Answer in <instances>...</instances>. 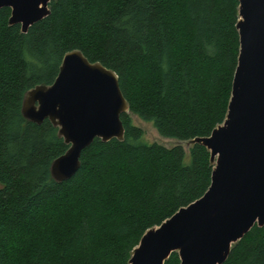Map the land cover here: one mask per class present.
I'll return each mask as SVG.
<instances>
[{
	"label": "trees",
	"instance_id": "obj_1",
	"mask_svg": "<svg viewBox=\"0 0 264 264\" xmlns=\"http://www.w3.org/2000/svg\"><path fill=\"white\" fill-rule=\"evenodd\" d=\"M240 0H51L22 32L0 10V264H130L142 237L209 190L215 164L193 141L226 121L240 54ZM79 51L113 71L129 112L123 141L96 139L63 183L68 146L46 120H26V93L56 80ZM131 115L153 125L148 143ZM182 143H190L186 150ZM173 252L165 264H180ZM223 264H264V226Z\"/></svg>",
	"mask_w": 264,
	"mask_h": 264
},
{
	"label": "water",
	"instance_id": "obj_2",
	"mask_svg": "<svg viewBox=\"0 0 264 264\" xmlns=\"http://www.w3.org/2000/svg\"><path fill=\"white\" fill-rule=\"evenodd\" d=\"M50 1L0 0V10L10 8V24L27 32L49 14ZM239 15L240 54L226 121L193 141L211 153V186L149 230L130 264H165L173 252L180 264H223L233 244L264 226V0H240ZM128 112L117 75L79 51L66 54L54 83L28 91L22 105L26 120L50 121L69 147L51 165L57 183L76 174L96 139L123 141L121 115Z\"/></svg>",
	"mask_w": 264,
	"mask_h": 264
},
{
	"label": "rangeland",
	"instance_id": "obj_3",
	"mask_svg": "<svg viewBox=\"0 0 264 264\" xmlns=\"http://www.w3.org/2000/svg\"><path fill=\"white\" fill-rule=\"evenodd\" d=\"M131 117H132L133 123L136 126L143 129V131L145 133V140L148 143H158V144L164 145L166 147H172V146L177 144V142L175 140L165 139V138H162L161 136H159V134L154 129L152 124L143 122L142 120H140L135 115H131ZM182 144L186 150L189 149L190 143H182Z\"/></svg>",
	"mask_w": 264,
	"mask_h": 264
}]
</instances>
